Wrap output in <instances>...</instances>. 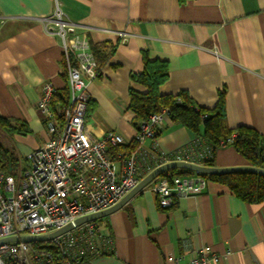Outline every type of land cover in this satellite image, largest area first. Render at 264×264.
I'll return each mask as SVG.
<instances>
[{
    "label": "crops",
    "instance_id": "1",
    "mask_svg": "<svg viewBox=\"0 0 264 264\" xmlns=\"http://www.w3.org/2000/svg\"><path fill=\"white\" fill-rule=\"evenodd\" d=\"M56 4L85 28L103 58L87 86L93 136L114 130L125 145L132 142L129 90L146 91L132 75L147 58L167 65L160 93L184 92L206 110L220 101L229 128L247 125L264 138V0H0V116L23 128L10 135L0 128V146L19 161L28 163V154L49 137L36 107L43 83L67 87L61 41L43 29ZM202 134L203 127L196 133L166 115L144 148L168 152L196 139L207 142ZM213 163L249 165L231 145L218 148ZM104 222L114 253L95 264H175L179 256L183 263L201 247L229 250L215 264H264V201L246 202L214 180L168 208L159 207L146 186Z\"/></svg>",
    "mask_w": 264,
    "mask_h": 264
},
{
    "label": "built area",
    "instance_id": "2",
    "mask_svg": "<svg viewBox=\"0 0 264 264\" xmlns=\"http://www.w3.org/2000/svg\"><path fill=\"white\" fill-rule=\"evenodd\" d=\"M43 27L46 34L61 41L68 99L65 105L53 107L55 87L49 81L43 83L36 107L49 137L28 154V165L18 175L0 171V239L48 234L81 216L107 209L157 166L173 161L205 165L213 158L211 144L200 139L156 154L144 148L147 138L158 136L168 114L166 109L149 114L139 123L133 146L112 156L109 147L125 143L121 134L110 130L95 137L87 124V86L98 71L85 28L67 18L58 4L43 18ZM233 137L220 140L219 146L230 145ZM205 184L206 179L200 175L176 174L158 175L147 186L156 195L159 207L168 208L179 196L199 194ZM44 244L53 246L58 260ZM113 253L112 234L106 225L93 219L48 240L4 242L0 244V264H95L96 258ZM229 253L201 247L192 250L189 261L181 263L183 258L179 256L175 264H215Z\"/></svg>",
    "mask_w": 264,
    "mask_h": 264
},
{
    "label": "trees",
    "instance_id": "3",
    "mask_svg": "<svg viewBox=\"0 0 264 264\" xmlns=\"http://www.w3.org/2000/svg\"><path fill=\"white\" fill-rule=\"evenodd\" d=\"M91 50L97 59V73H100L102 64L101 52L90 43ZM168 76L167 65L161 60H148L145 58L143 70L132 75V80L146 87L145 92H140L130 88L129 107L134 112L133 123L138 128L141 121L151 113L166 109L168 116L175 122L182 124L198 133L200 126L203 127L202 137L211 144L213 157L215 151L220 148V140L234 134L230 144L243 156L251 166L264 167V138L259 132L250 126L241 125L234 129L228 127L225 114L220 101L212 110H206L193 103L187 94H162L159 86L165 82ZM69 94L68 85L63 89H55L52 99L53 107H61L67 103ZM89 103L86 110L88 117ZM206 114L205 117L203 115ZM0 128L7 134L14 131H21L22 127L13 126L10 120L0 116ZM160 132V130H159ZM158 132V135H159ZM199 137V136H196ZM133 146L121 144L110 146L109 153L114 156L117 151L128 150ZM21 164L26 169L27 161L21 162L9 150L0 146V171L5 174L14 173L15 168ZM205 166H213V158L204 162ZM197 174L184 168H170L160 174V176L172 177L173 175ZM206 180H214L225 185L231 193L246 202L264 201V174L250 171H236L222 174H197ZM105 217L97 219L100 224H104ZM37 244V243H36ZM53 250L55 259L58 260L57 252L52 245L44 244Z\"/></svg>",
    "mask_w": 264,
    "mask_h": 264
},
{
    "label": "water",
    "instance_id": "4",
    "mask_svg": "<svg viewBox=\"0 0 264 264\" xmlns=\"http://www.w3.org/2000/svg\"><path fill=\"white\" fill-rule=\"evenodd\" d=\"M170 168H184L190 171H193L197 174H222V173H230V172H236V171H250V172H257L264 174V167H255L251 165H241V166H227V167H219V166H205V165H198L193 164L189 162L184 161H173L169 162L160 166L155 167L153 170L148 172L144 177H142L138 183L129 190L116 204L113 206L104 209L102 211L87 214L84 216H81L74 221L68 223L67 225L61 227L58 230H55L53 232H50L48 234H42V235H21V236H8L5 238L0 239V244L8 241H15L18 239L24 240V241H44L48 240L52 237H55L72 227L88 220L93 219H99L105 216H108L115 210L121 208L132 196H134L136 193H138L141 189L147 186V184L152 181L155 177L160 175L162 172H164L167 169ZM255 264H260L257 260L254 259Z\"/></svg>",
    "mask_w": 264,
    "mask_h": 264
},
{
    "label": "rangeland",
    "instance_id": "5",
    "mask_svg": "<svg viewBox=\"0 0 264 264\" xmlns=\"http://www.w3.org/2000/svg\"><path fill=\"white\" fill-rule=\"evenodd\" d=\"M11 153L14 154V155L16 156V154L14 153L13 150H11ZM21 168H24V167H23L21 164L18 163V166L15 168L13 175H18L19 170H20Z\"/></svg>",
    "mask_w": 264,
    "mask_h": 264
}]
</instances>
